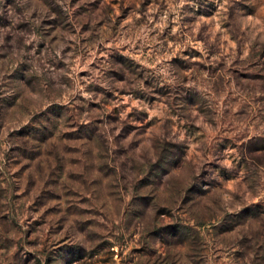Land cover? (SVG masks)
Masks as SVG:
<instances>
[{"label": "rangeland", "instance_id": "1", "mask_svg": "<svg viewBox=\"0 0 264 264\" xmlns=\"http://www.w3.org/2000/svg\"><path fill=\"white\" fill-rule=\"evenodd\" d=\"M0 264H264V0H0Z\"/></svg>", "mask_w": 264, "mask_h": 264}]
</instances>
